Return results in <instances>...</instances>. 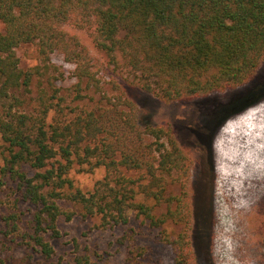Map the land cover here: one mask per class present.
<instances>
[{
  "label": "trees",
  "instance_id": "trees-1",
  "mask_svg": "<svg viewBox=\"0 0 264 264\" xmlns=\"http://www.w3.org/2000/svg\"><path fill=\"white\" fill-rule=\"evenodd\" d=\"M0 25V255L11 252L0 264H55L59 220L76 216L96 218L103 230L125 228L116 243L132 246L127 260L148 252L133 239L137 226L171 247V264H196L191 155L170 123L140 121L117 80L105 90L101 67L65 26L87 31L125 83L173 102L256 75L264 0H0ZM25 44L39 63L23 69L16 49ZM54 53L74 65L76 81L64 91ZM99 168L104 174L90 190L70 176ZM73 261L95 264L87 255Z\"/></svg>",
  "mask_w": 264,
  "mask_h": 264
},
{
  "label": "rangeland",
  "instance_id": "rangeland-1",
  "mask_svg": "<svg viewBox=\"0 0 264 264\" xmlns=\"http://www.w3.org/2000/svg\"><path fill=\"white\" fill-rule=\"evenodd\" d=\"M65 28L77 34L94 56L93 62L101 67L99 76L105 90L110 92L109 81L117 80L136 102L140 121L170 123L180 144L191 155V237L196 264H264V61L256 75L242 86L205 97L165 102L125 83L121 69L107 64V59L92 46L87 31L70 25ZM16 53L23 69L39 63L32 44L19 46ZM51 60L63 70L64 78L57 85L64 91L76 81L74 65L59 53L52 54ZM37 89L38 79L34 77L28 96L33 99ZM71 98L68 95L67 100ZM1 150L0 140V163ZM103 174L102 168L70 172L74 183L84 191L90 190ZM5 197L0 193L1 201ZM97 223L96 218H61L60 237L52 240L55 264H75V256L82 255L95 264H171L172 249L156 237V231L135 226L133 239L146 245L148 252L142 258L127 260L132 246L116 243L125 228L103 230ZM7 248L0 256L11 253ZM13 253L21 256L23 250Z\"/></svg>",
  "mask_w": 264,
  "mask_h": 264
}]
</instances>
